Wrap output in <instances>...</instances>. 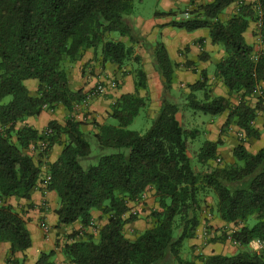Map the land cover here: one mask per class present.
<instances>
[{
	"label": "trees",
	"instance_id": "obj_1",
	"mask_svg": "<svg viewBox=\"0 0 264 264\" xmlns=\"http://www.w3.org/2000/svg\"><path fill=\"white\" fill-rule=\"evenodd\" d=\"M235 1L191 0V16L170 24L188 32L209 29L212 43L222 45L225 51L216 65V75L230 95H240L239 102L213 95L206 72L203 79L188 85L190 92L184 100L176 95L173 84L178 63L159 41L153 55L163 78L162 104L151 127L142 133L129 128L150 100L147 73L135 49V44L146 45V39L130 18L135 0H0V242L11 244L6 264H24L25 257L16 258L15 254L25 252L33 242L22 212L8 200L12 196L29 199L42 177L41 165L28 150L33 142L39 145L43 132L25 126L14 140V126L58 104L72 110L85 99L82 90L70 87L68 68L88 49L103 63L120 67L130 61L137 64L133 68L136 91L124 93L114 102L110 117L116 124H96L92 135L102 153L88 167L81 163L91 155L82 122L69 118L63 125H49V150L56 139L65 136L59 158L50 165L48 185L58 196L59 223L80 221L88 226L95 209L108 216L98 235L86 234L65 243L64 256L72 264H156L167 256L183 264V242L196 235L206 195L213 191L217 216L237 225L220 239L230 236L241 247L255 240L263 245L232 255H200L201 264H264V147L253 153L240 142L234 148V162L214 164L222 139L207 140L194 151L189 137L197 132L178 118L185 107L213 115L229 111L223 130L236 124L247 136L259 135L253 121L264 107V90L255 106L247 97L264 83V50L255 59L254 47L244 36L250 21L255 20L250 5L241 6L227 21L220 19ZM260 1L264 10V0ZM112 32H118L120 38H111ZM261 32L264 35V18ZM27 79L40 83L35 96L25 84ZM142 89L147 90L144 96ZM198 90H206L203 98L195 94ZM49 150L40 153L45 156ZM149 188L155 190L158 203L151 212L154 224L130 239L124 225L138 216L125 218L129 202ZM53 256L54 251L43 253L37 264H56Z\"/></svg>",
	"mask_w": 264,
	"mask_h": 264
},
{
	"label": "crops",
	"instance_id": "obj_2",
	"mask_svg": "<svg viewBox=\"0 0 264 264\" xmlns=\"http://www.w3.org/2000/svg\"><path fill=\"white\" fill-rule=\"evenodd\" d=\"M191 0H157L153 11L149 17L131 14L130 18L135 26L141 29L142 34L146 36V45L139 44L136 48L138 52L144 55L143 65L147 73L148 91L150 95L151 118H155L162 104L163 83L162 76L155 68L153 55L154 43L157 36L161 33L162 39L169 51L171 58L178 63L175 71L173 86H186L203 79L202 73H207L208 85L213 95H222L230 97L235 104L239 102L236 94L230 95L227 87L216 75V65L225 55L223 47L219 44H213L210 31L205 28L197 29L191 34L181 28L171 25V16L178 11L192 8ZM238 11L237 3L234 2L228 6L221 14L220 19L227 21ZM170 12V15L163 13ZM189 33V32H188ZM189 35V36H187ZM246 41L253 45L255 55H259L264 50V35L257 26L255 20L250 21V25L244 33ZM69 83L74 90H82L86 95L94 88L97 81L105 78L108 84V91L104 95H99L77 103L72 110H69L62 104L56 105L53 109H44L37 116H30L23 121L15 124L13 139L16 140V132L25 126H30L42 133L49 127L51 122L65 124L69 118L82 122L81 129L91 136L96 132V124L110 122L112 119L110 113L116 99L124 93H133L135 88V73L130 65L119 66L116 63H103L100 57H95L94 50H86L82 57L69 65ZM31 95L38 93L39 81L37 79H27L25 81ZM174 89V88H173ZM264 83L260 82L257 89L247 97L251 106H255L258 98L263 95ZM147 90H140L142 96L146 95ZM177 95V94H176ZM229 111L219 115V118L212 120L207 125V140L217 141L222 139V144L217 149V156L229 162L234 161V148L240 143L237 133L243 130L236 124H231L225 130L223 126L228 118ZM253 127L258 131V136H247L244 141L245 147L253 153L264 147V107L258 112L253 121ZM56 139L49 152L43 156L40 153L38 142H33L28 150L33 156L36 164L41 165L42 177L36 187L31 191L29 199L12 196L8 202L22 212L27 227L31 232L32 246L25 252H17L16 258H24V264H37V261L43 253L54 251L53 260L56 264H72L63 254V245L65 243L85 238L86 234L98 235L88 226H83L80 221L71 224L59 223V217L56 213L58 207V196L54 190L44 184V176L50 174V165L59 158L64 140ZM147 198L143 202L130 201V209H138L140 215L137 218L128 221L124 225V233L130 239H135L140 233L154 224L151 212L158 208L155 198V190H147ZM216 200L208 202L209 207L203 203L202 223L197 229L194 237L187 238L183 242L181 256L184 259L183 264H201L200 255L212 253L233 254L238 249L230 236L226 239L229 244L220 239L226 230L233 223H227L216 214ZM130 210L125 214V218L130 217ZM92 220L96 223L99 230L108 221V216L103 215L100 210L92 211ZM50 227L49 231L44 230V226ZM213 238H216L213 240ZM218 238V239H217ZM235 246V247H234ZM10 242H0V264H6V259L10 252ZM241 247V246H240ZM156 264H180L175 258L167 256Z\"/></svg>",
	"mask_w": 264,
	"mask_h": 264
},
{
	"label": "rangeland",
	"instance_id": "obj_3",
	"mask_svg": "<svg viewBox=\"0 0 264 264\" xmlns=\"http://www.w3.org/2000/svg\"><path fill=\"white\" fill-rule=\"evenodd\" d=\"M156 3H157V0H135L132 13L136 14V16L141 15L145 18L149 17L151 15V12L153 11V7L155 6ZM184 12H185V10H183L182 12L178 11L175 14H173V16H171V17L173 20H180L183 17H185ZM173 20H171V21H173ZM134 26H135V24H134ZM135 28H136L137 32L140 33L142 36H144L146 39V36H145V34H142L141 29L137 26H135ZM204 30H208V29L206 28ZM187 34H191V33L187 32ZM187 36H189V35H187ZM111 38L117 40L118 38H120V34L118 32H112ZM159 41L164 43L161 33L157 36L156 42H159ZM156 42L154 44H156ZM126 43L129 45V43L131 44L132 42L128 38V40H126ZM138 45L139 44H135V49L137 48ZM136 53L141 56V62L143 65L144 55H142L137 50H136ZM126 65L127 66L130 65L132 67V69L135 68V66H137V64H135L133 61L128 62ZM175 83L178 84L177 79H175ZM173 88H174L173 89L174 93L177 95H180L183 100L185 99V95L190 92L188 85H186V86L179 85L178 88H175L173 86ZM205 91L206 90H198L195 92V94L197 95L198 98H203L205 95ZM236 97L238 99L240 97V95L236 94ZM219 115H221V114L213 115V114H209V113H203L202 111L194 110V109L188 108V107L187 108L185 107L184 115H182V114L178 115V118L182 121V123L185 125L186 128L190 129L191 131L197 132V134L195 136L189 137V141H190L194 151H196V150L199 151V149L202 147V145L205 143V141H207V139H208L207 138L208 136L206 133L207 125H209V123L212 122V120H216L217 118H219ZM153 119L154 118H151L150 100H149L147 105L141 109L139 115L129 125V128L132 130H136V131L144 133L151 127V125L153 123ZM110 123L116 124L117 120L112 118L110 120ZM237 138H238V135H237ZM88 139L91 143V155L88 158L82 159L81 163L83 164L84 167H88L92 164H95L97 162L99 155L102 153V150L98 147L97 141L93 137V135L88 136ZM105 152L109 153V152H111V150H107ZM190 154L192 156L194 154L192 152L191 148H190ZM217 158H218V156H217ZM217 158H216L214 164L232 163V162H229L225 159L222 162H219L217 160ZM193 161L194 162L197 161V158L195 156H193ZM234 161H235V156H234ZM214 198L217 201V196L213 191H212V193L211 192L208 193L206 195V201H205L206 206L204 205V208L209 207L208 202L213 201ZM232 225L233 226H231V227L229 226L228 228H226V230H224V231L222 230V232L224 234L222 236H225V233H227V235L232 233V230H234V228L237 227V225H235V224H232ZM226 241L229 244H231L230 241L224 240L225 243H226ZM258 248H260V245L258 243V240H255V241H252L247 246H242V247L238 246V249L235 250L234 252L237 253V252L242 251V250H256ZM235 253H233V254H235ZM227 255H232V254L228 253Z\"/></svg>",
	"mask_w": 264,
	"mask_h": 264
},
{
	"label": "built area",
	"instance_id": "obj_4",
	"mask_svg": "<svg viewBox=\"0 0 264 264\" xmlns=\"http://www.w3.org/2000/svg\"><path fill=\"white\" fill-rule=\"evenodd\" d=\"M214 0H195V2L197 3H209V2H212ZM237 3V6H238V9L241 7V6H246V5H250L254 12H255V21L257 23V26L259 27L260 31L262 30V25H263V18H264V10H263V7H262V4H261V1L260 0H236L235 1ZM190 8L186 9L185 12H184V15H185V18H189L191 16L190 14ZM261 35H262V32H261ZM258 58V55H255V59ZM108 91V84H107V81L105 78H101L99 79V81H97V84L94 86V88L89 92V94L86 95L85 99L83 101H87L88 99L92 98V97H95V96H99V95H104L106 94ZM47 109V108H46ZM52 134V128L48 127L47 129H45L43 131V135H44V138L41 139L39 141V147H40V150L41 151H47L49 150V136ZM238 135V138H239V141L240 142H244L246 140V133L241 130L237 133ZM217 160L219 162H222V158L218 157ZM50 180H51V175H46L45 178H44V184L45 186H48L49 183H50ZM147 192H144L140 198H138L135 202H143L146 198H147ZM130 214H133L135 216H138L140 215V212L138 209H130ZM89 226L93 229V231L95 233H99V228L98 226L96 225V223L92 220L91 223L89 224ZM50 229V227L48 225H45L44 226V230L46 232H48ZM231 241L235 244V245H240V243L236 240H232ZM258 243L260 245V247H262L263 243L258 240Z\"/></svg>",
	"mask_w": 264,
	"mask_h": 264
}]
</instances>
